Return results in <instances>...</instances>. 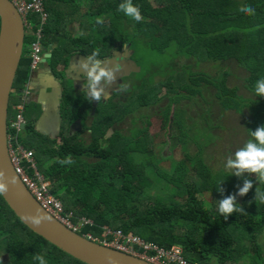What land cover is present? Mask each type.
<instances>
[{
	"label": "trees",
	"instance_id": "obj_1",
	"mask_svg": "<svg viewBox=\"0 0 264 264\" xmlns=\"http://www.w3.org/2000/svg\"><path fill=\"white\" fill-rule=\"evenodd\" d=\"M121 2L44 0L49 21L43 45L52 53L50 66L58 77H64L65 68L76 53L88 57L99 49L97 59L104 61L125 46L130 50L144 46L155 54L172 51L177 58L200 64L234 62L247 73L245 88L255 99L246 100L239 96L237 88H229L228 74L217 81L184 69L179 72L181 75L173 74L165 82L144 85V91L138 89L131 107L118 109L112 102L100 105L94 118L91 107H82L85 99L65 96L60 138L37 132L35 122H30L19 142L34 151L38 170L50 184V193L54 196L60 192L54 197L65 210L73 212L77 219L93 223L83 229L84 237L97 238L108 227L160 248L178 246L191 264H240L247 260L248 264H264L263 252L255 250L257 241L264 237V203L255 202L256 188L264 191V184L259 185L255 174L237 177L231 172H214L200 156L192 167L188 163L193 158L189 156L174 172L163 170L159 168L162 159L155 154L163 146H155L150 123L131 136L115 131L113 137L107 138L108 130L142 110L143 102L144 108L156 107L163 101L164 92V99L169 102L161 110L163 130L172 125L179 127L181 144H185L192 128L178 122L177 111L186 100L204 101V93L213 89L221 113L242 114L249 107L247 102L251 109L255 106L254 119L247 123L251 139L250 130L264 125V97L257 96L254 90L256 81L264 77V0H133L144 17L139 23L118 10ZM249 5L255 15L240 11ZM97 17L103 18L102 25L96 23ZM73 24L78 26L74 38L67 33ZM31 41L33 38L26 36V53ZM30 65V57L23 54L10 97L9 135L11 120L18 113L14 94L28 83ZM212 109L208 104L204 112ZM89 118L92 120L86 131L92 142L85 145L70 131L76 121L87 122ZM198 132L194 140L204 149L213 139L209 137V126ZM69 155L74 163L58 162ZM245 179L253 181V188L240 196L239 188ZM159 185L174 192L152 197L151 192ZM230 195L236 196L237 207L243 211L226 220L218 212V201ZM37 253L44 255L48 264H83L30 231L0 196V264H38L33 260Z\"/></svg>",
	"mask_w": 264,
	"mask_h": 264
},
{
	"label": "rangeland",
	"instance_id": "obj_2",
	"mask_svg": "<svg viewBox=\"0 0 264 264\" xmlns=\"http://www.w3.org/2000/svg\"><path fill=\"white\" fill-rule=\"evenodd\" d=\"M77 29V25H69L67 33L72 34V37L74 38L75 33H78ZM135 49L130 50V58L134 59L138 64L137 73L121 78L124 80L123 85L128 87V91H121V93L126 94L122 100L119 101L117 98L112 102V104L114 103L113 106L118 109L131 107L130 103L136 98L134 93H136V90L138 89L144 91V85L146 86L152 82H165L170 79L173 74L176 75L178 73L181 75L179 72L184 69L190 70L194 75L203 74L212 79H216L217 81H221L224 75L228 74L226 82L229 88H237L239 90V96L246 100L255 99L245 88V80L248 77L247 73L239 68L234 62L200 64L193 59L187 60L183 57L177 58L172 51L160 55L151 52L144 46H138ZM24 54H27L28 56L26 48ZM68 65L69 63L67 64V67ZM139 70L140 72H138ZM65 74L66 69L64 71V77ZM180 75L177 77H180ZM174 77L176 78V76ZM126 81L128 83H126ZM62 83H64L62 85L65 93L64 96H77L73 90L72 81L64 80ZM165 95L166 94L163 92L161 97L163 98V101L154 108H144L145 105L143 102V109L128 117L122 124L113 127L110 130L111 133L107 135V138L109 139L113 137L115 131L127 137L131 136L139 129L147 128L148 123H150L151 126L149 127V132L154 138L155 146H163L162 150L159 148L155 152L156 157L162 159L159 162V168H162L163 170L167 169V171L172 173L175 171L177 165L186 160L187 157L190 156L193 158V160L188 163L189 166L192 167L193 163L198 161V156H200L205 163L214 170V172H231L232 170H227L225 167L227 159L229 157H234V153L239 148L243 147L249 140L247 123L248 121L251 122L253 118L252 112H255V106L251 109L252 105L247 102L249 107H246L242 114H236V112L221 113L223 110L219 107L214 97L215 91L213 89H209V93H204V101L202 99H197L194 101L186 100L182 102L180 109L177 111L179 116L178 122L186 125L188 129L190 127L192 129L186 135L185 144H181L179 127L172 125L167 131L163 130V117L161 115V110H163L169 102L164 99ZM81 96L85 95L82 94ZM208 104L210 106L212 105L213 109L210 112H204L206 105L208 106ZM34 110L31 107L24 109V117L26 120H35L33 118L37 115L36 113L34 114ZM96 111L97 107L93 109V113ZM78 121L81 122V126L77 129L78 132L75 136H78L79 139H83V143L88 145L92 142V139L89 133L85 132V130L89 127L90 123L89 121L88 123L83 120ZM207 126H209V132L212 136L209 137L210 139H213L210 141V144L203 149L199 147L200 142H196L194 139L199 135L198 130L207 129ZM200 151L201 154L199 155ZM151 160L153 162L154 158ZM153 178H155V176ZM168 192L173 193L174 190L166 189L162 185H159L156 190L151 192V196L165 197L168 195ZM59 195L60 192L54 193L55 197H58ZM257 242H259V246L255 248V250L259 253L262 251L264 254V237L260 238ZM248 263L249 260L240 264Z\"/></svg>",
	"mask_w": 264,
	"mask_h": 264
},
{
	"label": "built area",
	"instance_id": "obj_3",
	"mask_svg": "<svg viewBox=\"0 0 264 264\" xmlns=\"http://www.w3.org/2000/svg\"><path fill=\"white\" fill-rule=\"evenodd\" d=\"M12 2L23 19L26 36L33 38L28 48V56L31 59L30 69L33 73L43 63L47 53L43 42L44 30L49 21V12L44 0H12ZM28 83L20 91L18 113L11 120L12 132L10 135L8 133L11 163L17 177L43 210L67 229L80 234L85 226L92 225V223L87 219H77L73 212H67L63 204L51 196L50 184L45 181L44 175L38 170L34 151L19 142L23 131L22 127L26 124L24 109L31 94ZM88 240L149 264H191L186 260L184 250L178 246L171 249L160 248L132 235L126 237L122 232L112 231L108 227L103 228L101 236L95 239L88 236Z\"/></svg>",
	"mask_w": 264,
	"mask_h": 264
},
{
	"label": "water",
	"instance_id": "obj_4",
	"mask_svg": "<svg viewBox=\"0 0 264 264\" xmlns=\"http://www.w3.org/2000/svg\"><path fill=\"white\" fill-rule=\"evenodd\" d=\"M25 38L26 28L21 15L9 0H0V171L5 173V182L9 184V192L6 197L2 196L3 200L30 231L83 264H149L73 233L43 211L17 177L9 157L8 112L14 82L24 54ZM51 57V53L46 54L44 62ZM108 60L102 66L106 67L105 64L110 63ZM71 63L72 60L69 65ZM25 128L26 124L22 129ZM13 176L18 181L15 185L11 183ZM37 209L49 215L51 221H45L36 227L21 220L22 215H36Z\"/></svg>",
	"mask_w": 264,
	"mask_h": 264
},
{
	"label": "clouds",
	"instance_id": "obj_5",
	"mask_svg": "<svg viewBox=\"0 0 264 264\" xmlns=\"http://www.w3.org/2000/svg\"><path fill=\"white\" fill-rule=\"evenodd\" d=\"M118 10L123 12L127 17L132 18L136 22L143 21L144 17L141 14V9L138 5L133 3V0H123L119 4ZM242 13L246 15H255V9L252 6H242L240 8ZM96 23L102 25L104 20L102 17L96 18ZM100 56V50L96 49L92 52L86 60L77 61L72 67V71H78L83 69L86 73L84 76L83 92L86 94V100L88 102H100L102 98H109V92L102 85L112 84L116 80V72L121 70V64L117 62L115 67H105L101 59H97ZM121 91H127L126 85H120ZM255 94L259 97H264V77L258 79L254 85ZM47 107V101H42ZM251 139H249L243 147L239 148L234 157H229L225 165L227 170H232L231 175L237 177L243 176L248 173L250 176L255 174L256 181L259 185L264 184V125L257 127L255 131L250 130ZM61 165H70L74 163L71 155L67 158L58 161ZM17 178L13 176L11 183L17 184ZM220 183H223L220 182ZM253 188V181L251 179H245L243 187L239 188L238 194L244 196L249 193ZM217 190L223 192V188L217 187ZM9 192V184L5 182V173L0 171V196L6 197ZM256 203H264V191L260 187L256 188ZM243 211V209L237 207L236 196L230 195L218 201V212L222 214L227 220L233 213ZM51 217L45 213H42L37 209V214H25L21 216L23 222H27L30 225L39 227L43 222L51 221ZM110 259V258H109ZM33 260L38 264H48L44 255L39 253L33 255Z\"/></svg>",
	"mask_w": 264,
	"mask_h": 264
},
{
	"label": "crops",
	"instance_id": "obj_6",
	"mask_svg": "<svg viewBox=\"0 0 264 264\" xmlns=\"http://www.w3.org/2000/svg\"><path fill=\"white\" fill-rule=\"evenodd\" d=\"M46 49V48H45ZM47 50V49H46ZM51 53L50 51L47 50V53ZM45 54V56H46ZM52 54V53H51ZM80 54V59L79 61H83L87 59V56L82 55L81 53H76L74 55L78 56ZM72 55L69 64L72 60H77L76 56ZM45 59V58H44ZM51 59V58H50ZM66 66L67 68H69ZM64 80L68 81V77L65 74L64 79L59 78L55 72L52 71L51 66H50V60L47 62H44L38 67L36 71L30 74V79H29V90L31 92L30 96L28 97L27 103L25 108H35L34 114L36 113L37 116H35L33 119L34 121H28L26 120V124L30 122H35V129L37 132L49 136L51 138L59 139L60 136L62 135V130H63V124H64V118H63V113H62V107L65 101V96H64V88L62 83ZM70 81V80H69ZM116 82V80H115ZM113 82L110 85L104 84L103 86L106 88V91L109 92V98H102L100 102H88L86 100V94H83L85 96H75L77 100L79 99H85L83 100L82 107H91L92 110V116L93 118L95 117V113H93V109L97 107L99 108L100 105H106L110 104L111 102H114L116 100V97H112L113 91H112V85L115 84ZM21 99V92H16L14 94L13 102H14V108L17 109V106L20 104L18 100ZM42 101H47V107H45V104ZM33 114V116H34ZM92 119H87V123H91ZM81 122L76 121L72 128H71V134L76 135L77 134V129L79 128ZM77 126L75 129L74 127ZM90 126V125H89ZM24 131V130H23ZM83 131V130H82ZM85 132L89 133V131Z\"/></svg>",
	"mask_w": 264,
	"mask_h": 264
},
{
	"label": "flooded vegetation",
	"instance_id": "obj_7",
	"mask_svg": "<svg viewBox=\"0 0 264 264\" xmlns=\"http://www.w3.org/2000/svg\"><path fill=\"white\" fill-rule=\"evenodd\" d=\"M130 55H131L130 49H128L127 46H125L123 48H120L119 50L114 51L113 55L109 58V60L107 59L108 61H110V63L105 64L106 67H115L117 62H119L122 66L121 70L116 72V82L114 85H112V91H113L112 97L113 98L116 97V99L118 98L119 101L122 100L123 97L126 96V94L121 93V90L119 87L120 85H122L124 83V80H122L121 78L128 77V76H131V75H134L137 73L138 64L134 59L130 58ZM74 56H76V55H74ZM79 56H80V54H78V56H76L77 60H73L70 67L67 68L68 70H66V75H67L68 79L70 81H72L73 90L77 96H79L81 94H85L83 92V85H84V79H85L84 76L86 75V73L83 69H79L78 71H75V72L72 71V67L75 65V63L77 61H79ZM111 59H114V60L111 61ZM134 64H136L137 67ZM138 72H140V71H138ZM126 83H128V82L126 81ZM104 84H106V83H104ZM102 85H103V82H102ZM136 91H138V90H136ZM134 94H136V93H134ZM76 127L77 126H75L74 129ZM110 130H108L107 135H109V133H111Z\"/></svg>",
	"mask_w": 264,
	"mask_h": 264
},
{
	"label": "bare ground",
	"instance_id": "obj_8",
	"mask_svg": "<svg viewBox=\"0 0 264 264\" xmlns=\"http://www.w3.org/2000/svg\"><path fill=\"white\" fill-rule=\"evenodd\" d=\"M12 4H13V2H12V0H9ZM13 6H14V4H13ZM15 7V6H14ZM51 194V193H50ZM51 196L55 199V200H57V201H59L61 204H62V202L59 200V199H57V198H55L52 194H51ZM36 201V200H35ZM37 202V201H36ZM37 204L40 206V204L37 202ZM41 207V206H40ZM41 209L43 210V208L41 207ZM44 211V210H43ZM91 222V221H90ZM92 223V222H91ZM92 225H93V223H92ZM92 225H90V226H92ZM87 226H89V225H87ZM86 227V226H85ZM84 227V228H85ZM83 228V229H84ZM83 229H82V231H83ZM82 231H81V233L80 234H78V235H80V236H82ZM113 231V230H112ZM73 232V231H72ZM115 232H122V231H115ZM74 233V232H73ZM75 234H77V233H75ZM122 234L124 235V236H130V235H132V236H134V237H136V238H139V239H141V240H143V241H145L144 239H142V238H140V237H138V236H136V235H133V234H130V235H126V234H124L123 232H122ZM89 236H91V235H89ZM83 238H85V239H87L88 240V236L87 237H84V236H82ZM93 239H95V238H93ZM90 241V240H89ZM91 242H93V241H91ZM145 242H147V241H145ZM93 243H96V242H93ZM96 244H98V245H100L99 243H96ZM102 246V245H101ZM104 247V246H103Z\"/></svg>",
	"mask_w": 264,
	"mask_h": 264
}]
</instances>
